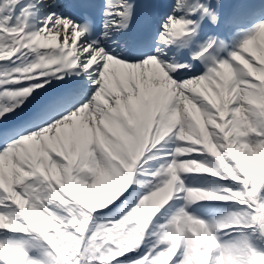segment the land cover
Wrapping results in <instances>:
<instances>
[{
	"label": "snow or ice",
	"instance_id": "1",
	"mask_svg": "<svg viewBox=\"0 0 264 264\" xmlns=\"http://www.w3.org/2000/svg\"><path fill=\"white\" fill-rule=\"evenodd\" d=\"M0 264H264V0H0Z\"/></svg>",
	"mask_w": 264,
	"mask_h": 264
}]
</instances>
